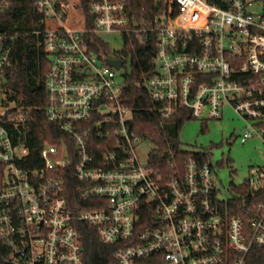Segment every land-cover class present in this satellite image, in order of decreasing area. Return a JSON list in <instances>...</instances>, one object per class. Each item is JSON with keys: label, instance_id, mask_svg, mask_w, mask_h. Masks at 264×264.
Returning <instances> with one entry per match:
<instances>
[{"label": "built area", "instance_id": "built-area-1", "mask_svg": "<svg viewBox=\"0 0 264 264\" xmlns=\"http://www.w3.org/2000/svg\"><path fill=\"white\" fill-rule=\"evenodd\" d=\"M34 3L48 57L45 112L72 144L45 143L31 166L19 142L29 110L0 112L1 264H86L81 223L113 247L108 264H251L254 250L264 252V166L246 179L254 195H242L245 220L229 211L232 197L219 193L211 162L142 161L144 139L129 130L133 112L122 102L124 78L107 61L118 57L88 37L152 33L147 86L161 116L186 109L193 118H222L230 106L246 121L247 142L264 133V14L252 0H160L139 19L127 0ZM15 39L0 31V83ZM69 182L76 204L66 196Z\"/></svg>", "mask_w": 264, "mask_h": 264}, {"label": "trees", "instance_id": "trees-1", "mask_svg": "<svg viewBox=\"0 0 264 264\" xmlns=\"http://www.w3.org/2000/svg\"><path fill=\"white\" fill-rule=\"evenodd\" d=\"M7 1L8 5L0 7V31L14 35L16 39L13 64L6 71L2 85L9 101H15L18 106L29 110V120L20 134L19 142L28 145L29 158L34 161L30 165L34 166L45 143L60 144L65 139L68 144H72V140L60 131L56 123L49 120L45 112L48 57L44 46L43 15L36 9L35 0ZM159 2L160 0H127L131 14L138 19L151 16ZM88 38L92 48L108 57H114L102 36L90 34ZM156 50V40L152 33H146L144 39L138 33H130L124 35V47L115 56L123 59L124 65L128 59L131 62L130 68L126 67L120 73L125 82L122 102L133 112L128 128L135 135L154 143L150 151V160L154 166L163 168L168 161L182 162L189 156L202 162H210L208 152L188 151L181 146L179 132L184 121L193 118L191 113L185 109L170 118H163L160 114L161 105L152 99L147 80L155 72ZM232 190L250 200L254 195H247L246 183L233 184ZM242 195H234L229 199V211L248 220L251 214L245 210ZM66 196L72 204L79 200L75 182H69ZM77 227L85 246L86 264H108L113 247L100 240L95 226L81 223ZM250 262L264 264L262 249L257 248L252 252Z\"/></svg>", "mask_w": 264, "mask_h": 264}, {"label": "rangeland", "instance_id": "rangeland-1", "mask_svg": "<svg viewBox=\"0 0 264 264\" xmlns=\"http://www.w3.org/2000/svg\"><path fill=\"white\" fill-rule=\"evenodd\" d=\"M252 10L264 14V0H252ZM144 39L146 33H138ZM102 38L109 44L112 55L117 56L124 47V35L120 33H102ZM130 59L119 70L130 68ZM3 83V82H2ZM0 83V112L11 109L19 111L15 101H9ZM222 118H190L184 121L179 132L182 148L188 151H206L214 165L217 186L222 197L229 198L242 195L232 190V185L246 182L252 167L264 166V133L250 137L247 142L241 141L246 121L239 116L233 107L225 106ZM154 143L150 139L140 142L141 160L147 161Z\"/></svg>", "mask_w": 264, "mask_h": 264}, {"label": "water", "instance_id": "water-1", "mask_svg": "<svg viewBox=\"0 0 264 264\" xmlns=\"http://www.w3.org/2000/svg\"><path fill=\"white\" fill-rule=\"evenodd\" d=\"M134 24L137 26L138 25V21L135 19L134 20ZM108 63L117 68V69H121V67L123 66L124 60L121 58H108L107 59Z\"/></svg>", "mask_w": 264, "mask_h": 264}]
</instances>
